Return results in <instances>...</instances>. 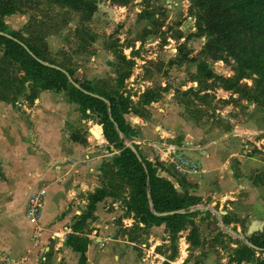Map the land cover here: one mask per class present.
<instances>
[{
  "label": "rangeland",
  "instance_id": "rangeland-1",
  "mask_svg": "<svg viewBox=\"0 0 264 264\" xmlns=\"http://www.w3.org/2000/svg\"><path fill=\"white\" fill-rule=\"evenodd\" d=\"M94 1L96 10L86 24L93 36L89 44L76 36L79 14L50 0L20 1L14 14H0V24L5 33L14 37L30 38L35 33L37 36L30 42L41 50L46 63L72 71L99 92L110 95L116 88L124 99V120L131 128L132 140L126 141L129 145L137 138L141 139L134 143L138 147L147 141L183 147L185 135L198 140V148L185 151V155L188 153L201 173L178 177L166 169L173 174L179 194L186 191L200 198L197 205L189 208V215L174 227L145 224L126 211L123 201L112 200L117 204L109 208L114 212L112 217L102 226L93 222L84 226L85 234L92 237L86 264H239L235 251L247 245L251 224L262 225L253 234L264 230V96L260 95L264 93V36L244 31L239 42L224 41L216 55L202 57L200 51L207 40L197 35L195 12L205 13L214 0H131L127 6L115 5L111 0ZM221 2L225 15L240 14L237 0ZM84 33L90 37L87 31ZM228 46L237 48L235 54L227 51ZM3 53L4 45L0 44V59ZM7 64L9 75L15 79L8 100L0 99V104H11L22 114L24 107L33 106L34 91L38 95L55 91L40 88L21 64L10 58ZM206 72L212 77L208 78ZM124 75L127 77L120 82ZM21 80L23 84L19 85ZM145 100L151 101L145 105ZM129 115L141 121L135 118L133 124ZM80 119L86 133L95 125L102 126L91 111ZM157 127L167 135L174 132L176 139L161 138ZM236 127L261 133L251 139L237 136ZM149 134L154 140L146 137ZM105 142L104 150L109 155L101 166L119 154L118 149ZM206 152L218 163L217 169L210 170L202 164L203 158L208 157ZM234 182L239 194L245 193L244 185L261 188L263 194L256 199L261 207L255 206L259 215L249 218L254 210L245 206L248 216L239 217L241 207L230 210L227 206L232 200L223 206L211 203L215 188ZM194 187H201V196L189 192ZM94 250L97 259L91 263ZM261 261L264 253L255 251L241 264ZM42 262L39 259V264Z\"/></svg>",
  "mask_w": 264,
  "mask_h": 264
},
{
  "label": "crops",
  "instance_id": "crops-1",
  "mask_svg": "<svg viewBox=\"0 0 264 264\" xmlns=\"http://www.w3.org/2000/svg\"><path fill=\"white\" fill-rule=\"evenodd\" d=\"M32 104L29 109L24 107L22 114L11 104H0V255L13 260L24 259L25 264H39V259L43 264H78V254L67 247L65 241L72 233L71 226L76 217L86 210L88 195L103 185L100 167L109 155L108 150H104L107 146L103 129L101 142L93 137L90 130L86 133L78 105L70 103L64 92L47 91L38 95ZM128 118L133 124L136 119L141 121L132 115ZM156 129H160L158 135L161 138L176 139V135L172 134L174 132L169 131L170 135H167L163 129ZM75 131L84 134L86 145L72 140ZM186 136L190 135H185L183 139L184 154L198 148V140L190 137L191 141L186 143ZM146 137L154 140L150 134ZM140 140L137 138L133 144ZM141 147L138 148L145 158L162 163L154 150ZM98 152L99 155H92ZM206 154L208 157L203 158L202 164L210 170L213 167L217 169L218 163L212 161V155ZM161 175L166 177L164 173ZM235 187L234 182L228 187L220 185V188L217 187L219 191L215 188L211 203L223 206L226 201L232 200L233 203L227 206L230 210L241 207L239 217L248 214L245 206L254 210L249 218L259 215L255 206L261 207L256 203V199L263 194L260 193L261 188L250 189L244 185L245 193L239 194ZM41 188L47 190V195L37 222H31L25 214L27 196ZM200 189L194 187L189 192L201 196ZM204 189L209 187L204 186ZM249 196L253 198L249 199ZM252 203L254 207H251ZM116 205L111 198H105L97 203L94 219L87 223L102 226L114 215L109 208ZM39 233L40 245L35 246V236ZM85 236L89 239V248L92 237L90 233ZM93 259H97L95 250L90 254L91 263Z\"/></svg>",
  "mask_w": 264,
  "mask_h": 264
},
{
  "label": "trees",
  "instance_id": "trees-1",
  "mask_svg": "<svg viewBox=\"0 0 264 264\" xmlns=\"http://www.w3.org/2000/svg\"><path fill=\"white\" fill-rule=\"evenodd\" d=\"M20 1L22 3L27 1L28 3H31V1L33 3H41L39 0H0V14L3 16L14 14ZM50 1L54 5L65 6L77 12L79 15L78 25L75 29L76 36L86 44L93 42V36L89 34V28L86 24L89 23L96 10L94 0ZM130 1L111 0L113 4L118 6H127ZM221 3V0H214L213 5H210L205 13L195 12L197 35L207 40V43L200 51L202 57L216 55L217 49L224 41L229 43L233 39L235 42H239L244 31L264 36V0H237L240 14L236 17L225 15L221 9ZM31 29L34 31V28ZM85 31L90 37L84 33ZM0 32L5 33L1 24ZM10 36L26 45L36 58L47 62L37 45L30 42L32 38L37 36L35 33L31 34L30 38ZM0 44L4 45V55L0 59V99L2 101L8 100V91L12 89L15 79L7 71V58H10L12 62L21 64L25 74L30 79L37 81L43 90L64 92L70 103L78 105L81 115L86 114L87 111L95 113L99 118V123L102 125L105 140L113 148L119 150V154L112 161L100 167L103 185L100 189L88 195L86 210L72 224V233L66 237V246L79 256L78 264L87 263L86 253L89 240L85 236L84 226L87 221L94 219L97 203L105 198L123 201L126 211L133 213L135 218L142 219L145 224L160 225L164 223L169 227H174L177 221L183 220L189 215L187 214L189 208L197 205L200 198L191 196L186 191L183 194H179L172 180L159 175V169L161 172H169L163 167L162 163L148 161L135 144H133V147L136 149L137 154L124 145L125 141L132 140L131 128L124 120L123 111H126L123 104L124 99L118 94L116 88L110 92V95L99 92L88 82L76 78L72 71L58 66L67 71L72 80L83 91L102 97L106 100L105 102L73 87L63 73L40 64L20 44L13 40L0 36ZM226 49L232 54L237 51L236 47L231 46ZM123 61H125L124 58ZM204 66L202 65L201 67L203 68ZM206 76L208 78L212 77L209 72H206ZM126 77L127 75H124L120 82ZM17 80L19 79L15 81ZM20 84H23L22 80L19 81ZM260 95L264 96V93L261 92ZM37 97L38 92L34 91L31 95L32 100ZM150 101L145 100L144 104L148 105ZM72 140L82 146L87 144L84 134L80 132H75L72 135ZM126 190H128V193H126ZM175 211H183L184 213L170 214ZM164 213L168 215L163 216L162 214ZM248 242L262 249L261 252L264 253V230L257 234H251ZM254 253L255 250L244 244L235 251V260L241 264L248 261ZM257 264H264V261Z\"/></svg>",
  "mask_w": 264,
  "mask_h": 264
},
{
  "label": "built area",
  "instance_id": "built-area-1",
  "mask_svg": "<svg viewBox=\"0 0 264 264\" xmlns=\"http://www.w3.org/2000/svg\"><path fill=\"white\" fill-rule=\"evenodd\" d=\"M241 131L239 128H235V134L237 136H245L246 138H250L256 135H259L261 132H249ZM144 147H148L155 151L157 155H159L162 165L165 169H171V171L178 177H186V176H195L201 173L199 166L195 164L188 156L184 154V148L178 147L174 144L156 142V141H147L141 144ZM147 159V158H146ZM148 160V159H147ZM152 163H155L156 159L148 160ZM159 172L160 169L158 170ZM170 171V170H168ZM170 172H161V174H165V176L170 180H175L172 176L173 174ZM172 174V175H171ZM47 195V190L45 188H41L35 191H31L26 200L25 206V214L27 218L31 222H37L38 215L44 205V200ZM40 233L35 236L34 245H40ZM43 249V248H42ZM26 260L19 259L13 260L7 256L0 255V264H25Z\"/></svg>",
  "mask_w": 264,
  "mask_h": 264
},
{
  "label": "water",
  "instance_id": "water-1",
  "mask_svg": "<svg viewBox=\"0 0 264 264\" xmlns=\"http://www.w3.org/2000/svg\"><path fill=\"white\" fill-rule=\"evenodd\" d=\"M109 13H110V15L112 14V12H109ZM0 36L5 37V38L10 39V40H13L14 42L20 44V45H21V46L27 51V53H29V55H31V56H32L35 60H37V62H39L40 64H42V65H44V66H46V67H49V68H52V69L58 70V71H60L61 73H63V74L66 76V78H67V80L69 81V83H70L73 87H75L76 89L82 91V92L85 93V94H88V95H91V96L97 97V98H99V99H101V100H103V101L106 102V100H105L104 98H102V97H99V96L93 95V94L88 93V92H86V91H83V90L80 88V86L77 85V84L72 80V78L70 77V75L68 74L67 71H65L64 69H62V68H60V67H58V66L48 64V63L43 62L42 60L36 58L35 55H33V53L27 48L26 45H24L23 43H21V42L18 41L17 39L13 38V37L10 36L9 34H6V33H3V32H0ZM99 127H100V129L102 130V126H99ZM186 140H187V141H191L190 136H186ZM124 145L127 146V147H129V148H130L135 154H137V151H136V149L133 147V145H129L126 141L124 142ZM158 173H159V171H158ZM177 192H181V190L177 189ZM177 213H184V212H183V211H175V212H172V213H170V214H177ZM162 215H163V216H166V215H168V214H167V213H164V214H162ZM256 225H257V224H255V223H252V224H251V226H250L249 229H248V234H249V235L253 234L254 232H256V231H258V230H261L262 225H260V227H256ZM246 244H247L248 247L251 248L252 250L260 251V252L262 251V249H259V248L255 247V246H253V245H252L251 243H249V242H246Z\"/></svg>",
  "mask_w": 264,
  "mask_h": 264
},
{
  "label": "bare ground",
  "instance_id": "bare-ground-1",
  "mask_svg": "<svg viewBox=\"0 0 264 264\" xmlns=\"http://www.w3.org/2000/svg\"><path fill=\"white\" fill-rule=\"evenodd\" d=\"M92 134H93V137L97 140H100V135H101V129L99 126H94L91 130ZM256 227H260L258 225H256Z\"/></svg>",
  "mask_w": 264,
  "mask_h": 264
}]
</instances>
